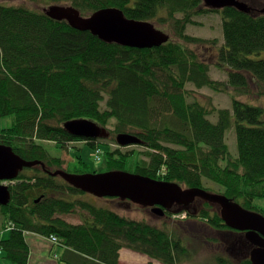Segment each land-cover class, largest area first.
Segmentation results:
<instances>
[{
    "label": "trees",
    "instance_id": "trees-1",
    "mask_svg": "<svg viewBox=\"0 0 264 264\" xmlns=\"http://www.w3.org/2000/svg\"><path fill=\"white\" fill-rule=\"evenodd\" d=\"M31 1L72 5L83 15L116 7L128 18L153 22L171 39L153 48L106 43L43 11L0 4V120L12 117L6 127L0 123V143L45 164L25 168L10 184V203L0 205V264L3 258L29 264L28 232L57 238L54 247L62 250L55 255L57 264H120L122 248L162 264H182L193 257L190 239L180 231L186 223L217 236L207 241L224 246L223 256L213 257L219 264H252L253 246L245 233L229 228L207 202L176 205L155 222L129 217L116 207L144 208L129 200L76 198L88 193L46 172L65 168L45 143L65 148L81 140L64 128L69 120L85 118L104 127L113 123L114 142L118 134H134L144 151L85 139L96 150L108 146L106 169L100 172L127 171L132 165L135 173L221 193L264 214L256 205L264 198V104L238 97L253 94V85L264 89V58L253 57L264 51V15L233 7L212 10L203 0ZM206 13L221 14L223 43L188 33L189 25L197 24L195 16ZM211 64L226 70L227 80L214 79ZM189 85L231 94L232 107L210 109L191 99ZM214 112L216 121L210 118ZM232 127L236 156L226 137ZM77 159L73 173L90 172L82 156ZM191 170L219 189L192 179ZM104 201L111 207L101 205ZM182 213L185 219H174ZM66 214L79 215L81 222H69ZM5 230L10 231L7 239L2 238Z\"/></svg>",
    "mask_w": 264,
    "mask_h": 264
},
{
    "label": "water",
    "instance_id": "water-1",
    "mask_svg": "<svg viewBox=\"0 0 264 264\" xmlns=\"http://www.w3.org/2000/svg\"><path fill=\"white\" fill-rule=\"evenodd\" d=\"M205 7L221 10L236 8L244 13L264 15V6L257 9L247 0H203ZM43 12L51 19L66 21L75 29L89 31L106 43H116L134 48H153L167 43L171 35L159 29L153 22L128 18L124 11L116 7L99 9L83 15L68 4H49ZM73 136L83 139H100L110 135L107 127L93 120L80 118L63 124ZM117 142L122 146L140 144L134 134H118ZM41 165L42 161H28L18 155L11 146L0 143V205L10 203V184L25 168ZM54 177H61L71 186L93 196L116 197L129 200L144 208H151L158 216L174 206H189L196 201L207 202L217 207L224 223L231 229L244 232L252 244L250 253L252 264H264V214L244 207L224 194L208 191L201 187L184 188L177 182L159 180L150 176L130 173L125 170L73 173L66 169L46 171Z\"/></svg>",
    "mask_w": 264,
    "mask_h": 264
},
{
    "label": "rangeland",
    "instance_id": "rangeland-1",
    "mask_svg": "<svg viewBox=\"0 0 264 264\" xmlns=\"http://www.w3.org/2000/svg\"><path fill=\"white\" fill-rule=\"evenodd\" d=\"M0 4L7 5V6H24L28 9H31L33 11H43L45 7L49 5V3L45 1H31V0H0ZM195 21L197 24H191L188 27V33L197 36L202 37L204 39H218L220 43L224 42V35H223V19L221 14L218 13H210V14H201L198 16H195ZM198 51L200 53L204 52L203 47H199ZM206 54V52H204ZM208 53V51H207ZM253 57L256 59L264 58V51L260 52L259 54L253 55ZM212 59V58H210ZM211 76L216 80H227L228 78V72L226 70H222L218 67H216L214 64H211L210 67ZM192 91V98L191 99H197L204 105L208 106L210 109L215 108H231L232 107V98L231 94L226 92H215L210 88H203V89H196L194 86L189 85L188 87ZM261 89L260 87H257L256 85L252 86L253 94L251 95H239L238 97L241 99H244L243 101H246L251 104H264V95L259 94ZM261 101V102H259ZM259 102V103H258ZM210 118L214 121L217 120L216 113L214 112L213 115L210 116ZM12 121V117L6 116L4 118H1L0 123L2 127H6L9 125ZM107 128L110 132V135L106 138L99 139L100 141H107L111 144L112 148H121L123 151H131L132 149H135L137 151H144V148L137 145H130V146H122L118 142H114L112 140V130L114 129L113 123H110L107 125ZM227 143L230 148V152L233 153L234 156L237 155V137H236V131L235 127H232L227 131ZM46 147L49 148V150L52 153L59 154L58 156L64 161L63 168H65L68 171H74L76 167L78 166V156H82V158L85 160V162L88 165V169L90 172L96 173L95 171H102L103 169H106V159L105 155L103 154V151H105L108 146L107 145H100L99 149V156L101 160H97V150L93 149L89 145H86L87 142L85 139L77 140L75 142H72L68 145V147L65 148H59L55 147L54 143H45ZM81 148L80 150H77V148ZM145 157V156H144ZM166 157V156H165ZM167 158V157H166ZM148 160V159H147ZM163 170H166L165 167H163ZM127 171L130 173H135L134 167L132 165L127 166ZM190 176L193 177L192 179H201L205 185L212 188L213 191H216L219 189V186L215 183L210 182L209 180H205L198 176L196 171L191 170ZM184 188H187L189 186L182 185ZM76 198H83L92 202H96L95 196L88 194V195H78ZM89 198V199H88ZM104 200H108L104 198ZM116 202L117 201H113ZM101 205L107 207L109 206V203L107 201H104L101 203ZM257 207H260L262 210H264V198H260L256 200ZM118 209H121L122 213L135 218V219H147L155 222H159V217L157 214L151 212L149 209L139 208L137 206H130L127 207V205H123L122 207H118ZM120 212V210H118ZM121 213V212H120ZM65 218L71 222V223H80L81 218L79 215L76 214H70V215H64ZM181 218V217H178ZM174 220V219H173ZM188 227V229H187ZM180 231L183 232L184 235H187L189 237V248L191 249L193 253V257L190 261H185L182 264H219L217 261L214 260L213 257L218 256L220 254L223 256V252L221 251L223 249V245L217 242H211L207 241V238L210 237L212 241V237L217 238V236H214L211 231H208L206 233L202 228L198 227L197 225H190L186 223L185 227H182ZM10 235L9 230H5L2 233V238L7 239ZM29 242L32 243V239H29ZM42 247V246H41ZM38 247V250L40 252L44 250L43 248ZM33 253L35 254L33 256V263H37L38 259L40 257L39 254H37L36 249L32 248ZM225 254V253H224ZM227 255V254H226ZM151 264H161L157 260L152 259ZM232 260H235L232 258ZM2 264H17L14 263L6 258L2 259ZM128 264V263H126Z\"/></svg>",
    "mask_w": 264,
    "mask_h": 264
},
{
    "label": "crops",
    "instance_id": "crops-1",
    "mask_svg": "<svg viewBox=\"0 0 264 264\" xmlns=\"http://www.w3.org/2000/svg\"><path fill=\"white\" fill-rule=\"evenodd\" d=\"M26 238L30 245L29 264H57L56 257L58 256L55 255H60L62 250L60 248L55 249L54 242H52L46 236H42L32 232L26 233ZM29 239H32V243L29 242ZM38 247H41V249L43 248L44 250L40 252V250H38ZM32 248L36 249L37 254L40 255L37 263H33V256L35 254L33 253ZM152 261L154 260H152L146 254L136 252L132 249L122 248L120 250V264H151Z\"/></svg>",
    "mask_w": 264,
    "mask_h": 264
},
{
    "label": "flooded vegetation",
    "instance_id": "flooded-vegetation-1",
    "mask_svg": "<svg viewBox=\"0 0 264 264\" xmlns=\"http://www.w3.org/2000/svg\"><path fill=\"white\" fill-rule=\"evenodd\" d=\"M251 5L260 9V7L264 6V0H247ZM213 10V9H212ZM222 10V9H221Z\"/></svg>",
    "mask_w": 264,
    "mask_h": 264
},
{
    "label": "built area",
    "instance_id": "built-area-1",
    "mask_svg": "<svg viewBox=\"0 0 264 264\" xmlns=\"http://www.w3.org/2000/svg\"><path fill=\"white\" fill-rule=\"evenodd\" d=\"M99 151H100V150L97 149V159H98V160H100V156H99V154H98ZM50 240H51L52 242H54V243L57 242V238H56L55 236H52V237L50 238Z\"/></svg>",
    "mask_w": 264,
    "mask_h": 264
}]
</instances>
